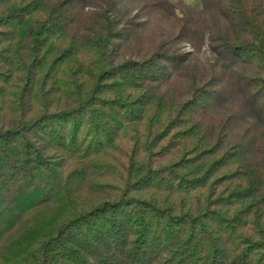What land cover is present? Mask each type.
I'll list each match as a JSON object with an SVG mask.
<instances>
[{
    "label": "trees",
    "instance_id": "16d2710c",
    "mask_svg": "<svg viewBox=\"0 0 264 264\" xmlns=\"http://www.w3.org/2000/svg\"><path fill=\"white\" fill-rule=\"evenodd\" d=\"M200 2L218 57L188 69L170 41L204 34L181 1L152 0L177 31L146 34L0 0L3 264H264V0Z\"/></svg>",
    "mask_w": 264,
    "mask_h": 264
},
{
    "label": "rangeland",
    "instance_id": "374dc122",
    "mask_svg": "<svg viewBox=\"0 0 264 264\" xmlns=\"http://www.w3.org/2000/svg\"><path fill=\"white\" fill-rule=\"evenodd\" d=\"M172 2L181 1L189 5L197 14L202 21V30L204 34V44L200 50H193L189 45L183 44L177 40H172L171 49L172 51L189 52L186 54L187 60L185 61V68H192L195 65L205 66L209 62H212L218 57V49L211 47L209 33L206 27V23L203 20L202 5L200 0H171ZM85 10H111L110 16L114 18L119 24H125L132 21L134 27H138V32L143 31L146 34H150L154 31V28L161 27L164 25H171L172 31H177V26L167 18L163 17L157 9L153 6L152 0H82ZM112 12V13H111ZM152 29L149 31V27ZM149 31V32H148ZM138 32L134 31L132 38L135 37ZM166 34V33H164ZM166 37V36H165ZM3 86L2 96L3 100L2 108L3 111L8 115L10 112L7 108L11 107L13 92L17 90V84L15 80L12 81H0ZM61 94H54L58 96ZM61 104H63V97L59 96ZM55 162L59 170L63 172L67 167L72 165L73 159L63 153V149H48L47 151ZM64 157V159H63ZM0 264H3L2 255H0Z\"/></svg>",
    "mask_w": 264,
    "mask_h": 264
}]
</instances>
